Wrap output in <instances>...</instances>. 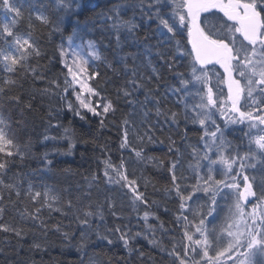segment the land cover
<instances>
[{
	"label": "snow or ice",
	"instance_id": "obj_1",
	"mask_svg": "<svg viewBox=\"0 0 264 264\" xmlns=\"http://www.w3.org/2000/svg\"><path fill=\"white\" fill-rule=\"evenodd\" d=\"M74 4L79 8L76 0H53L55 14H73ZM123 7L137 9L156 25L153 38L157 40V48L166 44L175 48V55L171 50L159 55L161 59L172 57L165 60L173 73V84L168 86L165 96H175L176 107L182 106L183 111L163 109L159 98L150 100L147 94L144 103H152L156 116H164L167 123L179 127L183 121L185 133L189 123L197 126L200 135L196 145L189 144L185 149L189 160L187 169L183 167L184 153L175 140L168 138V151L174 158L167 164L170 187L165 191L177 207L171 219L172 228L166 229L164 221L152 210L156 201L148 198V181L143 175H137L136 168L147 163L163 166V160L147 156L146 152L150 145L164 141L154 137L156 126L150 122L141 132L127 118L122 120L119 163L113 162L110 149L102 145L103 158L99 161L103 165L102 175L94 174L88 185L90 189L103 180L107 188L116 189L143 221V227L133 233L127 225H116L102 233L98 225L97 239L112 245L115 236L132 253L131 242L142 237L154 248H160L170 264H264V0H135ZM0 10L9 17L0 18V95L8 103L22 105L24 111L33 109L31 101L36 95L56 97L62 108L50 106L48 127H61L59 123L52 124V120H58L59 111L66 109L81 120L87 119L88 114L98 117L99 127L105 128L108 116L115 115L117 107L104 95L102 74L92 70L90 59H102L95 42L83 41L78 33L70 35L67 47L62 45L57 49L66 69L63 84L52 78L48 86L36 89L35 83L45 77L39 63L44 52L33 36L39 30L34 21L40 26H50L53 20L39 10L30 11L28 30L19 33L15 29L24 18V5L17 6L14 0H0ZM109 12L105 22L111 21L117 42L122 31L133 33L139 27L121 19L120 5L113 6ZM217 12L222 13L218 26L209 18ZM55 30L61 31L59 22ZM76 38L81 39V44H75ZM186 58V65L179 64L185 70L178 71L177 62ZM32 60L36 61L35 65L30 63ZM29 81L31 84L26 90L24 84ZM145 86L133 70L132 78L117 89V97L122 95L129 105L140 103L132 97ZM143 115L147 119L149 111L145 110ZM26 123L22 114L16 119L0 114V233L11 234L20 242L29 234L30 223L45 237L54 228L70 241L73 236L63 231L62 220L49 225L45 219L46 214L50 219L52 213L58 212L78 226V250H83L88 246L93 221L102 224L105 210L115 219H121L117 202L113 197H106L102 204H94L90 191L75 199L63 200L46 185L37 189L29 183L25 188L19 171L9 176L18 162L23 164L30 155L31 141L20 138L26 131ZM14 129L20 130L19 135ZM133 131L135 144L129 138ZM237 131L243 133V138H240L241 144L234 145L227 134ZM74 138V130L68 127L63 128L59 137L44 136V140L67 141L64 152L67 155L75 147ZM182 139L186 141V135ZM242 144L246 148L243 152ZM43 163L45 167L52 164L47 153ZM189 169L191 177L184 174ZM249 170L257 172L259 180ZM200 200L204 203H199ZM221 201H226V208L221 206ZM10 213L11 219L6 220ZM221 213L225 215L220 223H214ZM150 218L159 224L149 223ZM173 229L180 230V240L170 242V249L162 247L156 238L157 231L164 233ZM31 250H44V243L34 241ZM139 256L145 258L143 252ZM146 259L152 261V257Z\"/></svg>",
	"mask_w": 264,
	"mask_h": 264
},
{
	"label": "trees",
	"instance_id": "obj_2",
	"mask_svg": "<svg viewBox=\"0 0 264 264\" xmlns=\"http://www.w3.org/2000/svg\"><path fill=\"white\" fill-rule=\"evenodd\" d=\"M14 2L17 6L21 4L24 5V18L20 22L21 32L19 33L27 32L30 11L34 12L35 10H39L53 20V24L50 26H40L39 22L34 21L39 30L34 31L33 36L37 39L44 52V57L39 60V63L42 66L41 72L45 77V80H39L35 83L36 89H43L48 86L47 82L52 78H57L58 82L61 83V85L63 84L66 69L63 68L60 62L57 49L64 45L67 42V38L73 35V33H78L85 42L91 40L95 42L96 45H100L107 49L118 62L122 76H126V81L132 78L133 70L136 71L135 66L138 62L137 56L141 55L143 58L142 72L137 74V78H142L147 75L146 72H150L147 63L150 62L152 66L155 65L159 68L164 67L167 57L161 59L159 53L168 50L175 53V48L172 44H166L163 48L156 47L157 40L153 38V31L156 27L154 23H151L146 16L142 15L137 9L131 7L125 9L123 7L133 4L135 0H76L79 4V8H76L74 4L73 8L75 11L71 15H65L64 13L56 15L53 0H14ZM115 5L121 6V19L131 21L139 26L133 33L122 31L119 42H117L115 32L111 28V21L105 22V16L111 14L109 10ZM0 18L7 19L8 15L0 11ZM77 21L79 22V27H77ZM57 22H59L61 31L55 30ZM146 37H148V39H146ZM79 40L81 41L80 38L75 39L76 42ZM183 43L186 42L182 41V44ZM30 63L35 65L36 61L32 60ZM126 81H123L122 84L120 83L118 88L125 84ZM30 84L31 81L25 83L24 88L27 90ZM117 89H115V87L112 88L110 93L114 94V98L112 94L109 95V97L112 98L116 104L117 111L114 119L121 129L122 125L118 120H123L125 118L130 119L128 117L131 116L133 104L129 105L124 97L118 98ZM146 94L149 95L148 92H142V90L138 89L134 92L132 99L135 101L145 100ZM25 100L27 101V97H25ZM31 102L34 106L33 109L31 111H24L22 105L18 107L15 104L8 103L6 97L0 95V114L12 117L13 119L18 118L22 114L27 123L26 131L20 138L22 140L31 141L29 157L23 164L18 162L17 166L14 167L12 171H19L27 179L33 180L34 182L41 176L48 179L55 178L57 182H62V180L65 179L68 180L79 174L82 171L83 165H89L91 169L94 170L92 176L94 174L102 175L103 165L99 162L100 159L103 158L102 145H107L110 149L109 154L113 162L119 163V135L112 134L107 127L101 129L99 127L100 118L92 117L91 114H88L87 119L81 120L78 116H75L66 109L59 111V119L61 117L67 118L68 116H73V122L74 125H76V128L73 129L75 132V147L72 149V153L67 155L64 154L67 149V141L60 139L44 140L45 135L49 137H59L63 133L60 130L58 131L48 127L46 122L50 106L59 110L58 103L60 101L54 96L42 97L36 95L35 99ZM14 130L19 135L20 130ZM61 143H65V150H59ZM161 150L167 153L168 147H162ZM37 152L41 153L37 154ZM46 153L48 159L52 161V164L48 167H45L43 163V157ZM127 155L128 153H125V156ZM163 179L164 177L161 176L160 180L163 181ZM160 180H158L157 184H159ZM11 216L12 214L10 213L5 219L10 220ZM63 225L65 226L63 231H65V229H72L70 226H67L66 222L63 223ZM53 229L47 234L48 239L44 241L43 251H32V241V243L26 247L27 254L22 256L20 254L22 243H16L15 239L16 244L13 243L10 247H5L1 239V234L4 233H0V249L3 251L5 250L4 255H1L2 260L6 259L7 263L12 260L15 264H33V261L36 259L35 257H37L40 259H38V264H69V262L64 259V256H67L71 258V262L75 260V264H81V261L86 259L89 249L86 248L83 251L72 250L74 237L70 241L65 240L62 233L56 232ZM31 233L32 230H30L29 235H31ZM40 239V237H35V242H41ZM27 240L30 243V239ZM26 244L27 241L24 242V245ZM131 247L135 250L136 244H131ZM58 248L60 250H58ZM123 249L126 248L124 246L122 248L119 246L107 245L103 252L106 256L111 255L116 257L118 253H125ZM49 251H52V253H49Z\"/></svg>",
	"mask_w": 264,
	"mask_h": 264
},
{
	"label": "rangeland",
	"instance_id": "obj_3",
	"mask_svg": "<svg viewBox=\"0 0 264 264\" xmlns=\"http://www.w3.org/2000/svg\"><path fill=\"white\" fill-rule=\"evenodd\" d=\"M222 17V13L217 12L215 16H210L209 18L212 20L213 24H217L218 26V19ZM9 18V17H8ZM7 18V19H8ZM4 19V18H3ZM75 44H81V41H75ZM64 47H67V42L63 45ZM97 49L99 50L102 59L99 61L90 59V64L92 66V70L99 71L101 76V88L104 90V95H111L114 98V94L110 93L112 88L115 87V89L118 88V85L123 83V81H126V76H122V72L120 69V66L118 62L113 58V56L108 52L107 49L100 45H96ZM173 53V52H172ZM175 55V53H173ZM167 60H171V56H166ZM138 62L135 66L136 73L140 74L142 72L143 67V58L141 55L137 56ZM188 63V61H186ZM184 61H178L177 62V70L178 71H184V68H180L179 64H187ZM111 66V67H109ZM166 67V68H165ZM222 71V70H221ZM160 78L159 81L155 82L154 84H148L146 83L144 88H141L142 92H148L149 89H151V93H149V99L154 100L159 98L161 100V107L163 109L171 108L173 111H183L182 106L180 108L176 107L174 96L168 95L165 96L166 91L168 90V86L173 84V81L171 79L173 73L169 71L167 64L164 65V67H161L160 71H158L157 74ZM107 78V79H106ZM222 87V85H221ZM158 92V96H157ZM119 97H123L120 95ZM110 98V97H109ZM112 99V98H110ZM145 100H142L137 103L133 104L132 110H131V116L128 117V119L134 126L135 130L138 131H144V126L147 123H151L155 125L156 127L153 129V135L155 138H157L158 141H164V143L157 142L154 145H150L149 149L147 150L146 154L147 156L157 158L159 160L164 161L163 166H154L151 163L137 165V175H143L145 179L148 181V187H147V195L150 201H156V207H154L152 210L156 212V214L159 216L161 221H164L166 229L172 228L171 225V219L175 213L176 210V203L173 200V198L165 191L166 188L170 187V177L167 172V164L169 163V160L167 161L162 154L160 153L162 147H169L168 138L171 137L172 140L176 141L177 147L180 148L181 152L184 153V169L188 168L189 160L187 159V151L185 149L188 147L189 144L196 145L198 142V138L200 135V132L197 130V126H193L190 123L187 125V132L185 133V124L183 121L179 124V127L172 125L170 123H167L165 121L164 116H156L155 113V107L152 103H144ZM145 110L149 111V116L147 119H145L143 113ZM130 115V114H129ZM6 116V115H5ZM7 117V116H6ZM115 115H109L106 120V127L109 131H111L112 134L115 135H121V129L117 125L114 119ZM119 122H122V120H118ZM186 135L187 140L185 141L182 139V137ZM130 140L133 141V143H137L135 140V132H130L129 136ZM243 138V133L237 131V132H229L227 134V139L231 140L234 145L241 144V139ZM244 144H246V140L244 141ZM168 145V146H167ZM242 152L246 150L244 145L242 144ZM82 171L77 174L76 176L69 178L68 180L65 179L63 182L59 181L57 182L59 195L63 200H66L68 198H73L80 196L83 192L90 191L91 192V201L95 203H103L106 199V197H113L117 202V212L120 214L121 219H115L112 217L107 210H105V219L103 223L101 224L98 220L93 221V225L95 226V229L99 225V230L104 233L106 232V229L113 228L116 225H127L129 228H131L132 232L140 231L143 227V221L139 220L137 218V213L133 212L131 208L128 206V203L126 200H124L121 196V194L116 189H109L105 186L104 182L101 180L99 184H93L92 187L89 189L88 181L91 180L92 173L94 170L91 169V167L88 165L82 166ZM17 171H11L9 173V176L12 175V173H15ZM250 175H257V179L259 180L260 176L257 172L253 170H249ZM184 174L188 177H191L192 173L191 170H187L184 172ZM161 176L164 177L163 181H161ZM158 180H160L159 184ZM23 186L26 188L29 183L33 184L34 181L27 179L25 176H23V179L20 181ZM62 183V184H61ZM34 185V184H33ZM67 190V191H65ZM162 201V202H160ZM199 203H204L203 200H200ZM222 207H227L226 201H221ZM169 209L168 212H165L164 209ZM140 215H142V210L140 212ZM225 213H221V217L217 219L214 223L219 224L220 220L223 218ZM45 219L49 225L55 224L58 221H61L63 223H67V226H70L72 229L68 230L65 229V231L70 232L72 236L74 237V245H72V250L74 251H83L78 250V244L80 241V230L78 226L71 222L70 218H64L61 217L60 213L54 212L52 213L51 218L49 219L47 217V214L45 215ZM149 223L158 225L159 221L150 218ZM29 229L32 230L31 235L29 236L30 244L32 241H35L36 238H41V242L44 243L45 240L48 239V237H45L41 230L37 227H33L30 223L28 224ZM102 226V227H101ZM95 229L93 232H89L88 235L90 237L88 246L86 248H90L95 246L99 241L96 237ZM49 234V232H48ZM118 235V234H117ZM157 240L161 243L162 247L164 248H171V243L173 241H178L181 238V232L179 229H173L172 231H166L164 233L157 231L156 233ZM114 240V244H117L119 241L116 240L115 236L112 237ZM138 243V246H136L134 252L129 253L127 249H123L125 253H118L116 257L109 256L103 252V250H97L96 252H91L89 250L86 259L84 260V264L86 262L88 264H109V261L111 264H170V259L160 250V248H154L152 245L148 243V240L143 239L142 237L137 238L136 240L132 241L133 243ZM110 245V246H112ZM85 248V249H86ZM59 249V248H58ZM60 250V249H59ZM43 251V250H42ZM45 252V251H44ZM139 252H143L145 254V258H141L139 256ZM25 255L24 253L21 254ZM147 257H152V261H147ZM103 260V263L101 259ZM64 259H66L69 264H75V260L71 262V258L64 256ZM161 262H159V261ZM36 264V263H33Z\"/></svg>",
	"mask_w": 264,
	"mask_h": 264
},
{
	"label": "bare ground",
	"instance_id": "obj_4",
	"mask_svg": "<svg viewBox=\"0 0 264 264\" xmlns=\"http://www.w3.org/2000/svg\"><path fill=\"white\" fill-rule=\"evenodd\" d=\"M0 11H2V12H4L3 10H0ZM5 13V12H4ZM20 23L17 25V27H16V31L17 32H21L20 30ZM184 62L185 61H187V59H185V60H183ZM147 66H148V68H149V70H150V72L148 71V72H146V74L147 75H145V76H143L142 78H140V79H142V82L144 83V84H146V83H148V84H153L154 82H157V81H159V79H157V74H158V71H160V69L161 68H159V67H157V66H152L151 65V63L149 62V63H147ZM107 79V78H106ZM168 89V88H167ZM174 98H176L175 96H174ZM57 106V105H56ZM58 106H59V108H61L62 107V104H61V102H59L58 103ZM57 106V107H58ZM66 116V115H65ZM46 122H47V124H48V117H47V120H46ZM57 123H59V125H61V127H50V128H52V129H56V130H60V131H62L63 132V128L64 127H68V128H71V129H74V128H76V125H74V122H73V116L72 117H61L60 119H59V117H58V120L57 119H53L52 120V124H57ZM60 148H59V150L60 149H66V147H65V143H61L60 144V146H59ZM39 153H41V152H39ZM38 152H37V154H39ZM160 153L162 154V156L168 161H170V159H173L174 158V156H173V154L172 153H169V151H167V153L165 152V151H163V150H161L160 151ZM34 156V155H33ZM65 181V180H64ZM62 182H63V180H62ZM62 184V183H61ZM34 185L37 187V189H40L41 188V186H43V185H46L48 188H50V189H54L55 190V193L56 194H59V188H58V185H57V181L55 180V178H53V179H48V178H46V177H44V176H41L40 178H38L37 179V181H35L34 182ZM29 226L30 225H27V227L29 228ZM102 227V226H101ZM95 229V226L93 225V230ZM53 230H55V229H53ZM90 232H93V231H90ZM2 235V237H1V239H2V241H3V245L6 247H10L11 246V244H13V243H15V237L13 236V235H11V234H1ZM29 234L25 237V239L23 240V241H20L19 243L21 244L22 243V248L20 249V254H22V253H24V254H27V251H26V247H27V245H30V243L28 242V240L27 239H29ZM27 241V244L26 245H24V242H26ZM64 242H65V240H64ZM16 243H18V241L16 240ZM15 243V244H16ZM107 243H106V241H99L95 246H93V247H90L89 248V250L91 251V252H96L97 250H105V248L107 247ZM113 246H116V247H122L123 248V244L119 241L116 245L114 244ZM57 247V246H56ZM59 250V249H58ZM134 252V251H133ZM4 253H5V250L3 251H0V257H1V255H4ZM49 253H52V251H49ZM36 259L33 261V263H36V264H38L37 262H38V259L39 258H37V257H35ZM101 259V258H100ZM40 260V259H39ZM0 264H15V262L14 261H10V262H8L7 263V261H6V259H3L2 260V257H1V259H0ZM101 261H102V263H103V260L101 259ZM159 261V260H158ZM82 262H83V264H84V260H82L81 261V264H82ZM159 262H161V261H159ZM86 264H88L87 262H86ZM104 264V263H103Z\"/></svg>",
	"mask_w": 264,
	"mask_h": 264
}]
</instances>
